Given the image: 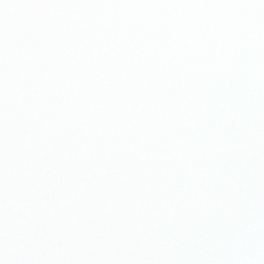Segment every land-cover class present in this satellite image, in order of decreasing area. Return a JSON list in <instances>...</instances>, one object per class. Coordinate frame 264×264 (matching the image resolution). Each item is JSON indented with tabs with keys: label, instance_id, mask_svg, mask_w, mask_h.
Returning a JSON list of instances; mask_svg holds the SVG:
<instances>
[{
	"label": "snow or ice",
	"instance_id": "6c2138e0",
	"mask_svg": "<svg viewBox=\"0 0 264 264\" xmlns=\"http://www.w3.org/2000/svg\"><path fill=\"white\" fill-rule=\"evenodd\" d=\"M0 264H264V0H0Z\"/></svg>",
	"mask_w": 264,
	"mask_h": 264
}]
</instances>
